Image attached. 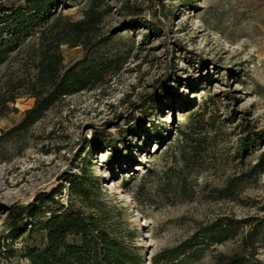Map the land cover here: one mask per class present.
<instances>
[{
    "label": "rangeland",
    "instance_id": "1",
    "mask_svg": "<svg viewBox=\"0 0 264 264\" xmlns=\"http://www.w3.org/2000/svg\"><path fill=\"white\" fill-rule=\"evenodd\" d=\"M91 7L93 30L58 54L62 71L102 77L25 128L37 42L0 65V264H28L21 249L43 240L26 226L11 238L9 207L65 168L97 179L91 202L139 264H264V0H68L56 13L77 22ZM211 226L227 237L211 241Z\"/></svg>",
    "mask_w": 264,
    "mask_h": 264
},
{
    "label": "trees",
    "instance_id": "2",
    "mask_svg": "<svg viewBox=\"0 0 264 264\" xmlns=\"http://www.w3.org/2000/svg\"><path fill=\"white\" fill-rule=\"evenodd\" d=\"M67 2L68 0H13L0 3V65L27 39H34L39 47L34 66V79L38 88L33 90L31 97L34 98V103L25 111L18 126L20 129L37 120L49 109L54 99L82 91L88 87L90 80L102 77L104 65L96 71L90 68L62 71L58 47L65 43L75 45L74 39L87 36L95 23L92 7L85 18L77 22L61 17L56 11ZM6 101L13 102L14 98ZM190 118L188 115L187 119ZM195 130V127L187 129L190 135ZM181 133L183 135L185 132ZM195 148L196 146L193 149ZM96 182L94 176L87 175L80 168L77 174L62 176L55 191L40 195L29 207H9L13 228L11 238L25 226L28 228V238L37 232L43 234L40 245L32 243L21 249V257L28 264H139L140 259L126 251L103 226L102 217L98 214L99 204L94 205L90 198L89 184H97ZM64 183L67 185L66 205L55 199L62 194ZM210 229L206 235L213 242L220 243L227 237L225 230L216 232L214 226ZM178 249L179 247L172 249L171 253L176 254ZM220 261L221 264H242V258L237 255H221Z\"/></svg>",
    "mask_w": 264,
    "mask_h": 264
},
{
    "label": "water",
    "instance_id": "3",
    "mask_svg": "<svg viewBox=\"0 0 264 264\" xmlns=\"http://www.w3.org/2000/svg\"><path fill=\"white\" fill-rule=\"evenodd\" d=\"M68 174L67 168L62 169L56 176H54L48 183L42 184L37 187L35 190L30 192L27 196L21 198L18 202V206L22 208L29 207L37 197L40 195H48L51 192L55 191L60 183L62 176Z\"/></svg>",
    "mask_w": 264,
    "mask_h": 264
},
{
    "label": "built area",
    "instance_id": "4",
    "mask_svg": "<svg viewBox=\"0 0 264 264\" xmlns=\"http://www.w3.org/2000/svg\"><path fill=\"white\" fill-rule=\"evenodd\" d=\"M65 193H66V191L63 190L61 195H58V196L55 197V199L57 201H59L60 203H62L64 205H66V201H67V195Z\"/></svg>",
    "mask_w": 264,
    "mask_h": 264
}]
</instances>
